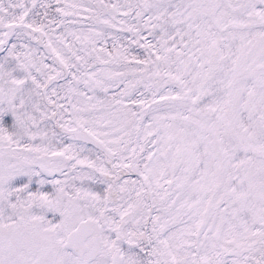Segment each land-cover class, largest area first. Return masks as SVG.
<instances>
[{"label":"snow or ice","instance_id":"obj_1","mask_svg":"<svg viewBox=\"0 0 264 264\" xmlns=\"http://www.w3.org/2000/svg\"><path fill=\"white\" fill-rule=\"evenodd\" d=\"M0 264H264V0H0Z\"/></svg>","mask_w":264,"mask_h":264}]
</instances>
